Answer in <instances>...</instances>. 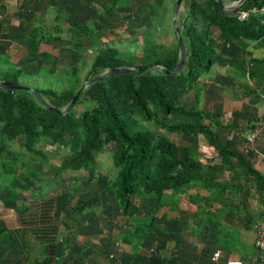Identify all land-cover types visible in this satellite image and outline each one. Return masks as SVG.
<instances>
[{
	"label": "trees",
	"instance_id": "obj_1",
	"mask_svg": "<svg viewBox=\"0 0 264 264\" xmlns=\"http://www.w3.org/2000/svg\"><path fill=\"white\" fill-rule=\"evenodd\" d=\"M81 1L95 13H100L108 25L97 20L93 26L77 25L70 18L66 19L65 22L69 23L67 31L72 35L71 50L78 55L87 51L89 41L95 42L106 31L117 29L121 8H128L134 27L142 29L159 19L165 4V0ZM223 1L229 11H225L218 0H190L184 22L178 27L186 49L185 64L175 74L161 69L153 72L152 68L161 65L169 72L175 71L181 60L179 43L165 55L146 54L142 64L137 66V69L146 70L107 76L93 82L83 89L75 107L66 114L50 110L31 91L0 90V167H4V172L0 173V186H3L0 187V202L7 206L9 200L17 199L18 190H32L40 174L32 172L21 179L10 180L20 157L9 147V142L13 141L21 143L33 158L42 157V163L47 160L45 153L38 148L43 140L67 148L70 154L55 169L59 176L67 171L80 170H90L95 175L99 155L115 143L117 150L112 159L116 175L108 188L114 193L121 214L128 218H143L148 233L156 241L161 229L145 201L154 204L160 197L157 207L161 210L166 203L163 200L166 192L188 187L210 175L194 150L185 145L191 141L189 135H203L218 150L223 161L221 168L237 159L246 174L252 175L264 188V175L254 169L251 160L239 150L224 146L213 128L215 124L219 130H228L230 126H221L210 112L190 108L184 102V97L197 89L201 78L217 66L239 70L244 77L263 86L259 91L250 88V93L264 94V59H250L247 53L248 41H258L264 46V0H245L238 6L232 4L241 0ZM59 11L65 12L62 7ZM241 12H248V18L240 19ZM0 14H4L1 4ZM56 29L45 34L42 28L34 27L18 36L12 49L16 52L24 49L36 57L43 44L59 39L62 27L58 25ZM231 44L241 46L243 59L230 61L226 58ZM6 51L5 56L11 63L12 51ZM47 60L49 63L54 59L48 54ZM126 67H132V62L119 49H103L95 56L87 81L97 78L102 71ZM22 75L24 71L20 68L1 70L0 65L2 82L17 84V77ZM36 91L51 107L61 111L70 105L78 92ZM83 99L91 101L93 106L78 112L76 108ZM152 124L182 137L178 141L159 134L147 126ZM34 232L39 235V231ZM17 238L0 219V253L13 249Z\"/></svg>",
	"mask_w": 264,
	"mask_h": 264
},
{
	"label": "crops",
	"instance_id": "obj_2",
	"mask_svg": "<svg viewBox=\"0 0 264 264\" xmlns=\"http://www.w3.org/2000/svg\"><path fill=\"white\" fill-rule=\"evenodd\" d=\"M0 4L5 16L0 24V57L10 49L12 64L24 73L42 57L41 52L47 46L71 49V42L65 41L68 39L65 35L72 37L63 29L65 23L69 25L66 19L77 25L96 20L108 25L81 0H0ZM54 4L62 7L67 17L54 15ZM58 25L62 27L59 39L43 44L38 56L33 57L24 49L17 52L12 49L16 38L30 29L42 28L46 34ZM247 53L250 59H264V46L258 41H248ZM46 54H43L45 61L48 54L55 55L49 50ZM244 57L240 45H230L228 60ZM218 68H225L232 81L227 84L220 77H207ZM262 87L237 69L217 66L201 78L197 89L184 97V102L190 108L210 112L221 126H230L228 130H219L215 124L219 141L243 153L254 169L264 175V94L250 93V88L259 91ZM249 136L255 137L253 142ZM188 138L191 141L185 145L194 150L210 175L188 187L166 192L161 210L157 207L160 197L154 204L145 201L161 229L159 240L148 233L143 218L124 217L115 205L110 215H106L95 209L93 200L92 204L86 200L88 204L84 205L76 193L60 192L52 197V215L46 219H42L43 208L39 218L35 216L29 200L18 209L14 207L21 222L8 227L18 237L12 250H19L22 256L6 264H226L229 260L260 264L256 240L258 222L264 221V188L246 174L237 159L221 168L223 161L218 150L203 135ZM41 202L48 207L49 199ZM34 231H39L41 237ZM29 238L37 245L33 246ZM217 253L219 257L214 260Z\"/></svg>",
	"mask_w": 264,
	"mask_h": 264
},
{
	"label": "rangeland",
	"instance_id": "obj_3",
	"mask_svg": "<svg viewBox=\"0 0 264 264\" xmlns=\"http://www.w3.org/2000/svg\"><path fill=\"white\" fill-rule=\"evenodd\" d=\"M177 1L178 0H165L159 19L155 23L148 24L142 29L134 27L130 10L123 7L120 9L122 21L117 29L115 31H106L103 36L95 42L89 41L87 44L88 49L83 54H75L70 48L64 46L57 47L58 50L52 45L50 47L47 46L48 48L46 47V50L43 49L41 52L42 57L40 56L38 61L30 65L29 68L25 67L27 68L26 73L21 77H17V81L19 84L33 89H52L57 92L73 90L77 92L81 88H85L87 77L92 69L95 56L101 50L110 47L119 49L120 53L127 60L132 62V67L126 68L137 69V66L142 64V58L146 54L155 53L156 55H165L177 47L179 41L174 19ZM189 4L190 0H186L182 3V8L177 18L178 27H181L184 22L183 17L187 12ZM239 4L240 1L235 2V6ZM57 6L58 5L54 4L55 12H53V14L62 18L65 17L68 13L66 11H59V6ZM95 15L102 17L100 13H95ZM52 18L51 16V19ZM62 22H64L63 19ZM89 24L93 26L92 21H90ZM68 27L69 25L67 26L65 23L63 26L65 32ZM65 37L68 38L65 39V41H72V37L70 38L69 35H65ZM47 50L55 54L52 55L53 59L57 58L51 65H47L45 61L46 56L43 57V54L47 55ZM6 57L7 56L4 55L1 58L4 59L0 61L1 70H8L10 67L13 70L18 69V66L12 64V62L9 63L10 61H8ZM158 70V68H152L153 72H157ZM107 71L109 70L102 71L99 76L107 73ZM215 71V73H211L207 77H220L227 84L232 81L231 75L226 76L228 72L225 68H218V70L216 69ZM12 79L16 80L15 78ZM1 83L2 81L0 80V84ZM92 106L93 104L91 101L83 99L76 110L82 112ZM228 120V118H225L226 122H228ZM147 126L159 134H166L178 141L182 137L180 134H170V132L162 129L158 125L152 124ZM9 147L20 156L18 162L15 164L16 171L9 177L11 181L14 179H21L23 176L29 175L32 172H40L36 180L37 185L32 190H18L17 199L9 200L7 206H4L3 203L0 202V219L5 221L10 228H12L17 221L21 222L20 216L14 211L15 206L19 207L26 203V200H29L28 202H31V206L36 213L35 216L39 218L40 209L43 208L44 212L42 219H46L48 215H52L50 211L54 204V201L51 202L52 197L60 192L64 195L76 193L80 203L83 202L84 205L88 204L85 203L86 200L89 202L93 200L94 203H96L95 209L101 210L106 215H110V209L114 207V205L117 208L116 204L113 203L115 200L113 196L115 198V195L108 188L116 175V169L112 159L113 153L117 150V145L115 143H112L99 155L96 162V168L98 170L95 175H92V171L90 170L67 171L62 176L57 175L55 170L56 167L61 165V162L70 154V151L63 146L53 145L49 140H43L38 146L47 157L44 163H42V157L33 158L32 155L27 153L22 147V144L17 141L9 142ZM3 172L4 167L1 166L0 173ZM5 183L8 184L9 182ZM0 187L2 188L3 186ZM44 199H49L48 207L46 203L44 204L41 202ZM89 204L92 203L90 202ZM29 241L32 242L33 246L37 245L30 238ZM19 252V250L11 249L0 253V264H6L8 261H13V259L21 257L22 253ZM38 252L39 249L36 246L35 253Z\"/></svg>",
	"mask_w": 264,
	"mask_h": 264
},
{
	"label": "water",
	"instance_id": "obj_4",
	"mask_svg": "<svg viewBox=\"0 0 264 264\" xmlns=\"http://www.w3.org/2000/svg\"><path fill=\"white\" fill-rule=\"evenodd\" d=\"M221 7L225 10V11H229L228 7L225 6L224 4V1L223 0H218ZM245 0H241L240 2H244ZM182 3H183V0H178L177 1V4H176V8H175V12H174V19H175V27H176V30L177 32L179 33V44H180V48H181V60L179 62V64L177 65V67L175 68V71L173 72H169L167 70H165V68L161 65H155L153 68H158V69H161V70H164L166 71L167 73H171V74H175L176 72L178 71H181L184 67V64H185V57H186V49H185V44H184V40H183V37L182 35L180 34V30L178 28V23H177V18H178V15L181 11V8H182ZM230 11H234L235 13H237L234 9H231ZM147 68H144V69H134V68H119V69H112L110 71H107V73L103 74V75H100L98 76L97 78L95 79H92V80H89L86 82V85H85V88H87L89 85H91L93 82L95 81H98V80H101L103 77H107V76H112V75H119V74H126V73H134V72H137V71H142V70H146ZM27 90V91H31L33 93H35V95L38 97V99L45 105H47L49 107L50 110L54 111V112H65L68 113L70 112L74 107L75 105L77 104L81 94H82V91L84 88L80 89L77 94L75 95V97L73 98V100L71 101L70 105L66 108V109H63L62 111L59 110V109H56L54 107H51L44 99L43 97L36 91V89H33V88H30V87H26L24 85H21L19 83H12V82H2L0 84V90Z\"/></svg>",
	"mask_w": 264,
	"mask_h": 264
},
{
	"label": "built area",
	"instance_id": "obj_5",
	"mask_svg": "<svg viewBox=\"0 0 264 264\" xmlns=\"http://www.w3.org/2000/svg\"><path fill=\"white\" fill-rule=\"evenodd\" d=\"M264 11V9H262ZM249 16L248 12H241L239 17L242 20L247 19ZM5 16L4 14H0V24L3 22ZM254 136H249V140L251 142L254 141ZM258 236L256 240V246L259 252V259H260V264H264V221H259L258 222ZM219 257V254L217 253L214 256V260H217ZM226 264H243L242 260H229Z\"/></svg>",
	"mask_w": 264,
	"mask_h": 264
}]
</instances>
